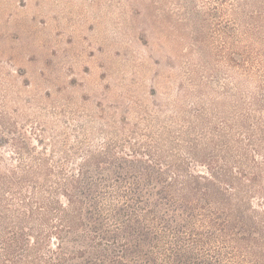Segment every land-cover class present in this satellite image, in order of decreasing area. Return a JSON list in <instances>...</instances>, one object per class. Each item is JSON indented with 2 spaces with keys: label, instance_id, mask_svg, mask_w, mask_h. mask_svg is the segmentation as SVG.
<instances>
[{
  "label": "rangeland",
  "instance_id": "obj_1",
  "mask_svg": "<svg viewBox=\"0 0 264 264\" xmlns=\"http://www.w3.org/2000/svg\"><path fill=\"white\" fill-rule=\"evenodd\" d=\"M107 141L213 173L264 215V0H0V264L91 259L57 246L44 203L60 168ZM99 250L124 264L171 255L166 240Z\"/></svg>",
  "mask_w": 264,
  "mask_h": 264
},
{
  "label": "trees",
  "instance_id": "obj_2",
  "mask_svg": "<svg viewBox=\"0 0 264 264\" xmlns=\"http://www.w3.org/2000/svg\"><path fill=\"white\" fill-rule=\"evenodd\" d=\"M114 144L107 141L72 173L60 168L64 181L52 189V200L42 202L58 218L51 226L57 246H72L74 254L92 252L85 264H124L117 250L105 256L95 252L98 245L114 243L125 251L165 240L168 264H264V215L254 208L249 213L242 199L216 184L213 173L197 174L178 162L164 170L154 159L118 155ZM149 214L161 232L145 221ZM219 236L224 241L214 246ZM227 241L239 245L229 251ZM240 246L247 249L243 260L238 259ZM65 259L59 255V263Z\"/></svg>",
  "mask_w": 264,
  "mask_h": 264
}]
</instances>
